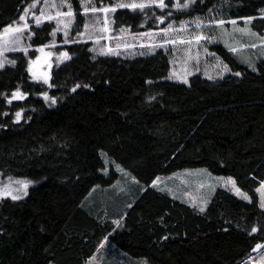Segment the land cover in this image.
Returning a JSON list of instances; mask_svg holds the SVG:
<instances>
[{"label": "trees", "instance_id": "1", "mask_svg": "<svg viewBox=\"0 0 264 264\" xmlns=\"http://www.w3.org/2000/svg\"><path fill=\"white\" fill-rule=\"evenodd\" d=\"M32 1L0 0V35ZM71 2L79 15L80 1ZM213 7L220 19L256 17L251 27L264 35V0H205L173 17L205 16ZM113 18L133 32L155 28L141 27L145 17L128 9ZM53 29L32 27L33 49L10 54L15 66L0 69V175L37 184L26 199L0 201V264H241L256 254L252 249L264 243L255 193L264 180V71L252 72L212 45L242 75L198 74L189 86L167 81L168 52L103 56L80 42L61 46L71 59L55 66V58L49 88L34 83L27 69L36 49L53 41ZM76 84L89 87L73 93ZM17 89L25 99L9 104ZM200 169L233 177L253 203L218 189L199 213L151 187L156 177ZM121 216L117 228L112 222ZM254 226L259 231L248 235Z\"/></svg>", "mask_w": 264, "mask_h": 264}, {"label": "snow or ice", "instance_id": "2", "mask_svg": "<svg viewBox=\"0 0 264 264\" xmlns=\"http://www.w3.org/2000/svg\"><path fill=\"white\" fill-rule=\"evenodd\" d=\"M205 0H168L166 3V0H117L116 3H108L105 4L104 0H100L99 6H97L96 3H93L92 0H84V3H82V11L79 13V15L86 18V22L84 23L83 27L85 29V32H80L79 27L77 26L76 29V35L77 36H84L87 30L89 29L90 25L87 22V18L89 14H92V17L94 18V24L100 23V17L98 14H103V27L102 28H94L93 30L100 33H106L109 31L108 25L109 23H114V21L110 20L109 14H114L117 12L118 9H128L132 12H139L142 14L145 19L154 18L158 24H164L166 20L173 17V13H182L194 10V6L199 4H204ZM40 3V0H34L33 3H31L28 7L24 9V14L19 16V21H23V26H17L13 27L12 25H7L3 28V35H0V58L4 57L5 52H15V51H22L25 54L28 52L27 47L21 46V36L27 32L28 33V39L32 38V35H34L33 32H31V27L27 21V17L29 16V13H31V19L34 21V25L36 28H39L43 23L45 22H55L56 28L53 29L51 32V35L53 37L56 36L58 32L61 30L63 31V35L65 37L64 43H69L68 37L70 34V30L75 23L76 15L77 13L74 12L72 4L70 2H66V0H61L59 4L55 2H50V0H43V7L39 8L38 14L35 9H37V5ZM67 8L66 11L61 10L63 8ZM48 9H56L55 14H52ZM156 9L160 10V14L157 15ZM216 11L215 7L208 9V19L207 22H205L201 17L197 16L194 17L191 20H183L180 21L179 28L175 26V20L173 19L172 22L167 24V27L160 28L158 32H144L139 33L138 35L142 37H161L160 43H151L147 45L148 48H165L167 45H175L177 43L183 44V45H192L195 43L196 45H201V42L206 43H212L214 40V37L212 35H205L202 32L200 34H196L192 36L190 39H181L179 41L172 39L169 36V33L178 32L182 33L189 30V25L194 24L195 28L197 29H203V28H209L215 31L216 29H219L221 32V35H228L232 36L233 33H229L228 30L225 28L226 24H230L233 26L234 32H238L241 34H247L251 35L253 37H256L257 40L260 41L259 44L251 43V44H242V48H251V49H257V48H264V35H260L256 32L251 31V28L243 27L238 28L237 20L236 19H229L225 20L223 18L216 19L215 16L212 15V13ZM264 11V10H262ZM245 21V25H250L256 17H246L243 18ZM260 19L264 20V16H261ZM143 27V25H141ZM121 31H125V29H121ZM10 34H16L11 40L5 39V36H8ZM74 43H79V40H73ZM96 43H99V40L95 41ZM228 47V50L232 53L238 52L240 49L237 47H234L230 44L225 45ZM48 47H55V44L51 45H44L41 48L36 49V51L44 53L45 60L44 63L47 65V67L50 69L52 67V64L48 62L49 58L51 57V52H44L45 48ZM124 47H134V45L125 44ZM141 47H145V45H141ZM203 52L207 56H211L214 59H216L215 67L220 68L221 71L218 73V78L223 79L224 75L231 74L236 77H240L242 73L240 71H233L227 63H224L222 60L217 58L215 56V53L209 52L208 48H204ZM100 55H119V52L117 50H114L113 48L109 47L107 50H105L104 47H101L99 49ZM143 54V53H142ZM199 58L200 53L196 52L195 54L192 53L191 49L188 50V56L187 59L184 61L185 65H188L190 61H195L194 67L196 68V71H199ZM40 57H37L35 61H29V67L28 72L31 74L32 78L37 81H42L43 84L47 85L49 88L53 87V84L51 81V75L49 72H37L35 70L36 65L40 63ZM71 59V56L67 51L60 53L59 57H57V60L60 62H63L65 60ZM247 65L248 68L251 69L252 72H261L264 71V69H260L256 62H254L250 57L243 61ZM261 64H264V58H261L260 60ZM12 65L15 66L16 61L15 60H8L7 58L0 59V69H3L5 65ZM193 75V72L189 70V68L186 66L183 68V75L180 76L177 72L173 71L170 73L168 79H171L172 77H176L179 79L183 84L189 85L188 77ZM209 80L213 79L212 76L207 77ZM148 83H151L149 81ZM190 86V85H189ZM84 87L88 88L89 85L84 84L83 86L80 84H76L71 91L75 93L77 89ZM43 98L45 101H50L52 105L56 104V98L55 97H49L47 92L42 93ZM25 99V94L20 92L19 89L14 91L11 94V99L8 100V103L11 104L12 100H23ZM152 99H155V97H152ZM7 115V113H5ZM22 117V112L17 111L15 113V122L19 123ZM117 169L121 172H123V169L117 165ZM197 174L207 176L209 181H214L208 183L205 185V183L201 182L199 184V188H204L207 186V188L211 192H215L217 187L223 186L225 188H228L230 186V190L233 192V194L243 200L246 201L248 204L253 203L252 197L242 191L240 187L237 186V181L229 176L227 178L225 177H213L211 172H209L207 169H200L197 170ZM188 175H192L191 173H188ZM133 182L139 183V181H136L133 177ZM160 182V178L156 177L151 182V187L156 188L158 186V183ZM32 183V181L27 179H14L13 177L9 176L8 181L0 182V199L4 198H10L12 201H19L22 200L24 197L28 195V188L29 185ZM165 189H160V191H164ZM171 192V190H168ZM255 193L258 195V206L259 208L264 211V180L259 182V186L255 188ZM188 195V202L190 203V206L193 209L198 210L199 213H204L207 209L208 204L210 203V200L205 199L203 197H200L199 199L196 197ZM177 197L173 196V199H176ZM128 208H131L132 205L128 204ZM126 215V214H125ZM124 219V216H121L118 220H113V224L117 226V228L122 227L120 220ZM161 220L163 221V217H161ZM224 232H228V228L223 229ZM259 229L257 227H252L250 232H248V235H253L257 233ZM4 233H0V235H3ZM163 240H168L169 237L166 235L162 237ZM107 240V237L105 238ZM103 247V245H101ZM261 250H264V243H257L255 247L252 249V252H260ZM254 258L252 256H249L246 260H243L241 264H253ZM50 264V262H49ZM142 264H147V261H143ZM255 264H264V252H261L258 259L255 260Z\"/></svg>", "mask_w": 264, "mask_h": 264}, {"label": "rangeland", "instance_id": "3", "mask_svg": "<svg viewBox=\"0 0 264 264\" xmlns=\"http://www.w3.org/2000/svg\"><path fill=\"white\" fill-rule=\"evenodd\" d=\"M79 1H80V5H82V3H84V0H79ZM33 2L34 1H32L31 3H33ZM50 2H55V3L59 4L61 2V0H50ZM66 2H70L72 4L71 0H66ZM92 2L96 3L97 6H99V2H96V0H92ZM116 2H117V0H108V1H106L105 4H108V3L114 4ZM167 2H168V0H166V3ZM43 6H44L43 0H40V3L37 5V9H35L34 11H36L38 14L39 8H41ZM72 7H73V4H72ZM81 9H82V7H81ZM61 10L66 11L67 8L65 7ZM73 10H74V8H73ZM118 10H120V9H118ZM156 10H159V9H156ZM48 11H50L52 14H55L56 9H48ZM74 12H75V10H74ZM23 14H24V12H23ZM114 14H109V18L112 21L115 20L113 18ZM98 15L100 17V23L94 24V18L92 17L91 13L89 14V16L87 18V22L89 23L90 27L84 36H77L76 35V29L78 26L80 32H85L83 25L86 22V18L81 16V15H76L75 23L73 24V26L70 30L69 37H68L69 43H67V44H73L74 43V42H72L73 40H79L80 42H88L92 45L93 51H95L96 54H98V55H100L99 49L101 47H104L105 50H107V48L111 47L114 50H117L119 52V55H103V56H120V55L129 56V57L137 56V55L150 56V55L157 53L158 51L163 50V51L168 52L170 54V60H171V66H172L171 72L175 71L180 76H182L183 75V68L186 66L189 68L190 71L193 72V75L188 77L189 82H190V79L192 77H194L195 75H198V74L203 75V77L205 79H208L207 78L208 76L213 77V79H211V80L219 79L218 73L221 71V69L215 67L216 59H214L211 56H207L204 54L203 49L205 47L208 48L209 52H211V53H213L211 51L212 45H222L223 47L228 49V47L225 46L227 43V44H230L234 47H237L240 50L236 53H232V52L231 53L234 55L236 60L241 65L245 66L246 68H248V67L245 63H243V61L246 60L247 58L250 57L256 63H258L259 60H261V58H264V48L251 49V48H242L241 47L242 44H251V43L259 44L260 41L257 40L256 37H253L251 35L234 32L232 25H229L230 27L228 25H225V28L228 30L229 33H233V35L232 36H228V35L222 36L219 29H216L215 31H213L212 29H209V28L197 29V28H195V25L192 24V25H189L188 31H185L182 33H178V32L169 33V36L172 39L179 41L181 39H190L192 36H194L196 34H200L202 32L205 35H212L214 37L213 42L212 43L201 42V45H199V46L196 45L195 43H193L192 45H183V44L177 43L175 45L169 44L165 48H162V49L161 48L153 49V48H148L147 45H149L151 43H160L161 37H142V36L138 35L139 33L150 32V31L151 32H158L160 28L167 27V24L172 22L173 19L175 20V26L177 28H179L180 21L191 20V19L178 20L177 18L172 17V18H169L168 20H166L164 24H158V22H156L154 20V18H149V19L145 20L142 25H143V27L147 28L148 25L151 24V25L155 26L154 30L148 29V30H144V31H135V32H133L132 29H130V28H124V27L117 28V26L115 25V21H114V23H109V25H108L109 31L108 32L100 33V32H96L93 30L94 28H102L103 27V14H98ZM212 15L215 16L216 19H220L219 15L217 14V9H216V11H214L212 13ZM208 16H209V13L205 16H200V17L205 22H207ZM27 21L30 25H32V27H35L34 21L31 19V13H29V16L27 17ZM23 23H24L23 21L18 20L12 26L13 27H17V26L22 27ZM45 23H51L53 25L54 29L56 28V24L54 21L53 22H45ZM241 24H242V26H241ZM251 24L245 25L244 20L243 21H237L236 27H238V28L248 27V28H251V31L255 32L252 29ZM121 29H125V31L122 32ZM1 35H3V33ZM15 35L16 34H10L8 36H5V39L11 40ZM59 36H62V40L64 41L65 37L63 35V31L61 30L60 32H58L56 34L55 37H53V41L48 44V45H51L54 43L55 47H48V48L44 49V52H51L52 53L51 57L48 60V62L52 64V67H53L55 58L59 57L60 53L65 52V51L61 50V46L65 45V43L64 42L62 44L59 43V41H58ZM96 40H99V43H96L95 42ZM125 44L134 45V47L126 48V47H124ZM141 45H145V47H141ZM21 46L27 47L28 51L33 49L31 47V39H28V33L27 32H25L21 36ZM189 48L191 49L193 54H195L196 52L200 53L199 65H198L199 71H196V68L194 67L195 61H190L188 63V65L184 64V61L187 59V56H188ZM15 52H22V51H15ZM12 53H14V52H5L4 57H2L0 59L7 58L9 60L8 56ZM215 56L217 58H219L216 54H215ZM38 57H40L41 59H40V63L38 65L34 66L35 70L37 72L47 71L51 75L50 71L52 70V67L49 69L47 67V65L44 63V60H45L44 53L38 51ZM35 60H33V61H35ZM67 61L68 60H65L63 62H58V63H56L55 66L63 64ZM6 66H8V64H6L5 67ZM248 69H250V68H248ZM227 75H229V74L226 73L224 75V77ZM31 80L34 83L43 84L42 81L34 80L32 78V76H31ZM167 81L173 82V83H182L176 77H172L171 79L167 78ZM12 101H18V100H12ZM22 115H23V113H22ZM188 173H191L192 175H188ZM212 176L218 177V176H214V175H212ZM8 177L9 176L0 175V182L6 183L8 181ZM13 178L14 179H25V178H16V177H13ZM159 178H160V182L158 183V186L156 187L157 190L160 191V189H165L163 191L164 193H166L167 195H170L172 197L173 196L177 197L176 199L184 202L185 204H188L189 206H190V203L188 202V195H186V194H190L191 196L196 197L198 199L200 197H203V198L208 199L210 201L212 200L215 192L218 189H225V190H227L233 194V192L230 190V186L228 188H225L223 186L217 187L216 191L214 193L211 192L207 188V186H205L202 189L199 188V184L201 182H203V183H205V185H207L210 182L214 183V181H209L207 176L197 174V170H187V171L179 172L178 174L172 175L170 177H159ZM36 185L37 184L32 181V183L29 185V188H28V195H29L31 189L36 187ZM169 189L171 190V192L168 191ZM28 195L26 197H24L23 199H26L28 197ZM2 200H11V199L10 198L0 199V201H2ZM262 252H264V250ZM260 254H261V252L252 255V257L254 258L253 264H255V260L259 258ZM110 259L111 258H109V260ZM110 262L97 263L96 259H93L89 263L90 264H108ZM112 264H118V263L113 261Z\"/></svg>", "mask_w": 264, "mask_h": 264}, {"label": "water", "instance_id": "4", "mask_svg": "<svg viewBox=\"0 0 264 264\" xmlns=\"http://www.w3.org/2000/svg\"><path fill=\"white\" fill-rule=\"evenodd\" d=\"M256 253H259V252H256Z\"/></svg>", "mask_w": 264, "mask_h": 264}]
</instances>
